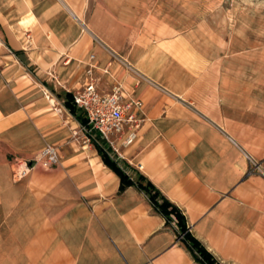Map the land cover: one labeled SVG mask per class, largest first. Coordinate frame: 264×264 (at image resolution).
<instances>
[{
    "label": "crops",
    "instance_id": "crops-1",
    "mask_svg": "<svg viewBox=\"0 0 264 264\" xmlns=\"http://www.w3.org/2000/svg\"><path fill=\"white\" fill-rule=\"evenodd\" d=\"M223 61L112 0H0V264H200L177 220L166 225L137 187L119 191L96 148L72 136L64 103L88 64L100 92L120 84L143 102L127 172L175 204L220 264H264V177L247 158L264 166V102ZM45 142L60 162L14 178L16 159Z\"/></svg>",
    "mask_w": 264,
    "mask_h": 264
},
{
    "label": "rangeland",
    "instance_id": "rangeland-1",
    "mask_svg": "<svg viewBox=\"0 0 264 264\" xmlns=\"http://www.w3.org/2000/svg\"><path fill=\"white\" fill-rule=\"evenodd\" d=\"M112 1L122 16L137 24L158 23L190 33L200 51L223 57V69L247 80L259 102H264V0ZM57 87L65 90L62 84ZM76 130L71 128L72 136L84 137L81 132L75 135ZM128 173L136 180L135 169ZM171 220L177 219L171 215Z\"/></svg>",
    "mask_w": 264,
    "mask_h": 264
},
{
    "label": "built area",
    "instance_id": "built-area-1",
    "mask_svg": "<svg viewBox=\"0 0 264 264\" xmlns=\"http://www.w3.org/2000/svg\"><path fill=\"white\" fill-rule=\"evenodd\" d=\"M90 60L94 55H90ZM96 66L88 64L81 85L72 91L73 104L83 113L86 122L77 123L74 134L81 132L84 142L98 144L121 167L124 149L137 140L145 121L144 105L135 92L125 91L120 84L113 86L111 92L102 93L97 88ZM103 73H108L103 69ZM58 113L62 108H57ZM248 173H258L264 177L262 162L250 156ZM60 162L57 145L45 142L43 147L30 159H16L12 170L13 177L21 179L27 176L35 165L45 168L56 166ZM183 237L182 233L178 235Z\"/></svg>",
    "mask_w": 264,
    "mask_h": 264
},
{
    "label": "trees",
    "instance_id": "trees-1",
    "mask_svg": "<svg viewBox=\"0 0 264 264\" xmlns=\"http://www.w3.org/2000/svg\"><path fill=\"white\" fill-rule=\"evenodd\" d=\"M68 111L75 117L79 123H85L86 119L83 113L73 104L72 94H66L64 103ZM102 162L112 170L120 180L119 191H123L128 186H135L143 191L153 209L165 218L166 225L170 224L171 215L177 219L178 232L183 234L181 241L186 249L191 253L194 261L200 264H220L213 255L192 235L186 228V220L180 209L170 202L142 173L136 171V180L127 172L126 168L110 156L96 143H93ZM125 167H129L125 163ZM133 169V168H132Z\"/></svg>",
    "mask_w": 264,
    "mask_h": 264
}]
</instances>
